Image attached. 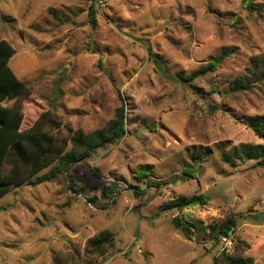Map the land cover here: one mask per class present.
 <instances>
[{"label": "rangeland", "instance_id": "374dc122", "mask_svg": "<svg viewBox=\"0 0 264 264\" xmlns=\"http://www.w3.org/2000/svg\"><path fill=\"white\" fill-rule=\"evenodd\" d=\"M93 5L95 27L84 0H0V41L16 50L10 66L28 91L9 103L23 111L22 129L52 110L90 134L122 107L127 129L79 163L71 182L33 186L50 167L0 200V264H216L238 248L264 264V169L255 161L231 168L220 156L222 147L263 143L242 121L264 115V82L245 93L230 86L264 54V0ZM222 54L215 72L178 79ZM198 151L201 160L193 158ZM185 168L195 169L191 177ZM106 188L119 192L104 197ZM201 195L204 204L164 210ZM176 218L202 231L191 227L190 241ZM230 221L235 247L222 252L207 236ZM104 232L115 241L100 257L89 241Z\"/></svg>", "mask_w": 264, "mask_h": 264}, {"label": "trees", "instance_id": "16d2710c", "mask_svg": "<svg viewBox=\"0 0 264 264\" xmlns=\"http://www.w3.org/2000/svg\"><path fill=\"white\" fill-rule=\"evenodd\" d=\"M91 2L89 16L93 27L96 25L94 2L96 0H84ZM249 9H255L252 4ZM16 55L14 47L5 40L0 41V200L4 199L11 191L23 187L28 181L39 176L44 170L51 167V170L43 177L37 178L33 186L45 182H53L59 178L71 182L68 178L71 171L81 162L90 159L99 149L108 148L117 144L127 134L125 123V109L119 108L116 118L106 127L90 134H85L82 130H75L72 126L64 124L59 116L51 111L42 113L36 122L27 129H22L24 113L17 110L9 103L20 100L28 96V91L24 83L18 79L10 66L12 58ZM154 58V56H152ZM226 58L222 54L215 58L210 65L194 72L189 77L180 74L178 79L184 83H190L198 78L206 76L210 72H215ZM155 63L159 64L157 60ZM264 82V54L253 57L250 60V67L247 73L234 85L230 86L231 93H245L251 91L257 84ZM242 124L251 129L254 134L263 141L261 144H240L232 151L221 148V160L231 168H238L242 161H255L257 165L264 169V115L248 117ZM201 151L193 154L195 160L204 157ZM207 156V155H206ZM195 169L185 168L184 174L191 177ZM137 180L144 181L147 174L137 173ZM31 183V182H29ZM152 186V185H149ZM136 190V195H143L140 187H132ZM118 190L106 188L103 191L104 197L110 194H118ZM206 197L203 195L187 198L179 197L172 205L164 210L177 208L184 210L204 204ZM174 227L190 241L193 240L194 230L202 231L197 224L185 225L180 219L173 221ZM234 221L222 225L213 234H208L210 240H220L222 236H231L235 233ZM114 235L104 232L98 237L89 241V246L95 254L104 257L107 250L114 244ZM238 254L228 256L222 253L216 259V264H253L250 258H244L243 248H238Z\"/></svg>", "mask_w": 264, "mask_h": 264}, {"label": "built area", "instance_id": "2783aa9c", "mask_svg": "<svg viewBox=\"0 0 264 264\" xmlns=\"http://www.w3.org/2000/svg\"><path fill=\"white\" fill-rule=\"evenodd\" d=\"M219 247L222 252H230L235 247V241L231 236H222L219 240Z\"/></svg>", "mask_w": 264, "mask_h": 264}]
</instances>
